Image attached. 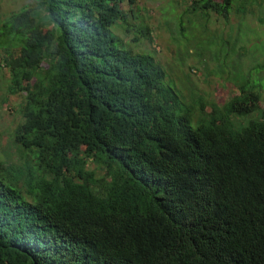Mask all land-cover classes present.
<instances>
[{
	"label": "trees",
	"instance_id": "16d2710c",
	"mask_svg": "<svg viewBox=\"0 0 264 264\" xmlns=\"http://www.w3.org/2000/svg\"><path fill=\"white\" fill-rule=\"evenodd\" d=\"M182 1L229 20L264 0ZM29 2L0 12V264H264V62L219 105L185 99L113 33L151 42L135 0Z\"/></svg>",
	"mask_w": 264,
	"mask_h": 264
},
{
	"label": "rangeland",
	"instance_id": "374dc122",
	"mask_svg": "<svg viewBox=\"0 0 264 264\" xmlns=\"http://www.w3.org/2000/svg\"><path fill=\"white\" fill-rule=\"evenodd\" d=\"M29 4V0H2L0 12ZM185 7L182 0H135V18L129 17L126 27L146 26L151 42L141 37L135 44L129 42L130 34H123L120 23L112 31L132 53L154 58L164 71L163 85L174 87L185 99L192 94L219 105L237 93L235 73L245 76L264 62V1L258 6L246 4L242 16L231 11L229 20H215L210 13ZM122 8L127 11L126 5ZM257 76L264 79V69ZM259 92L257 108L264 112V90ZM16 102V97H10L6 106ZM5 109L0 107V160L16 162L18 154L7 137L12 113Z\"/></svg>",
	"mask_w": 264,
	"mask_h": 264
}]
</instances>
